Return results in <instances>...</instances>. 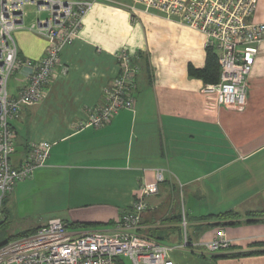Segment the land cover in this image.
<instances>
[{"label": "crops", "instance_id": "0c3cea01", "mask_svg": "<svg viewBox=\"0 0 264 264\" xmlns=\"http://www.w3.org/2000/svg\"><path fill=\"white\" fill-rule=\"evenodd\" d=\"M131 4L96 2L79 36L61 50L68 72L57 67L44 98L12 121L14 165L33 142L47 140L52 147L46 164L8 195H42L58 205L60 216L53 217L75 233L110 230L161 170L164 179L159 192L146 197L140 233L173 246L187 240L172 252L176 264H264V42L249 75L246 108L220 106L193 74L207 64L205 35ZM251 20L264 22V0L257 1ZM15 38L22 57L44 55L47 40L30 29H18ZM122 49L140 66L135 109L120 110L103 126L80 128L103 105ZM26 72L12 75V97ZM229 211L237 215L219 217ZM179 213L186 222L190 217L189 229L174 218ZM219 228L231 246L209 253L203 243Z\"/></svg>", "mask_w": 264, "mask_h": 264}, {"label": "built area", "instance_id": "2783aa9c", "mask_svg": "<svg viewBox=\"0 0 264 264\" xmlns=\"http://www.w3.org/2000/svg\"><path fill=\"white\" fill-rule=\"evenodd\" d=\"M106 0H0V219L2 205L18 182L29 179L46 164L52 143L33 142L20 165L12 162L17 134L12 121L25 106L39 103L57 69L66 74L60 62L62 48L79 36L83 19L91 7ZM139 7L195 29L205 35L220 64L219 81L206 83L203 91L218 105L244 110L248 100V80L259 45L264 42V22L251 20L258 0H131ZM34 5L47 17L25 24L26 6ZM28 28L47 40L40 59L22 57L15 38L18 29ZM119 74L104 89V103L92 109L79 127H100L122 109H135L136 76L140 66L134 56L122 49L117 53ZM26 70L25 82L16 97L8 83L18 70ZM163 172L142 185L138 199L126 209L114 227L73 232L61 217H52L35 232L10 240L0 247V264H176L172 252L187 244L173 246L139 232L142 215L148 208L146 197L159 192ZM183 226L187 222L183 219ZM209 253L231 246L219 228L216 237L203 243Z\"/></svg>", "mask_w": 264, "mask_h": 264}, {"label": "rangeland", "instance_id": "374dc122", "mask_svg": "<svg viewBox=\"0 0 264 264\" xmlns=\"http://www.w3.org/2000/svg\"><path fill=\"white\" fill-rule=\"evenodd\" d=\"M25 10V23L27 25L38 17H47L45 12L39 13L34 5L26 6ZM11 81L12 77L9 80V85ZM11 196L8 195V198L2 205L3 214L0 219V239L9 238L13 240L19 238L20 235L36 228L35 226L46 222L50 217L60 214L58 205L44 200L42 195H17L18 198L16 200L11 198ZM186 218L188 223L187 229H189L190 217ZM179 222V225L182 226V221ZM99 228L104 229V227ZM194 250L200 253L205 252L204 250L201 251L199 247Z\"/></svg>", "mask_w": 264, "mask_h": 264}, {"label": "trees", "instance_id": "16d2710c", "mask_svg": "<svg viewBox=\"0 0 264 264\" xmlns=\"http://www.w3.org/2000/svg\"><path fill=\"white\" fill-rule=\"evenodd\" d=\"M193 74H196L197 76L201 77L205 81V83H215V82L219 81L220 64H219V60H218V55L213 49L207 48V64H206L205 68L201 69V70H198V69L193 70ZM236 215H237V213L229 211V212L220 214L219 217L231 218V217L236 216ZM174 218L178 221H182L183 215L181 213H179L176 216H174ZM202 218H205V217H202ZM37 229L30 230L29 232H26V233L20 235V237L24 236V235L31 234V233L35 232ZM9 241H10L9 238L0 239V247L5 245Z\"/></svg>", "mask_w": 264, "mask_h": 264}]
</instances>
